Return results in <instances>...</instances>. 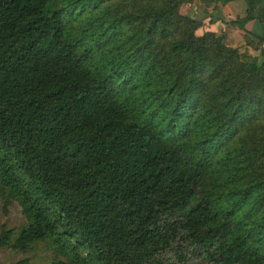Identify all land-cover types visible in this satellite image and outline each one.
<instances>
[{"label": "trees", "instance_id": "16d2710c", "mask_svg": "<svg viewBox=\"0 0 264 264\" xmlns=\"http://www.w3.org/2000/svg\"><path fill=\"white\" fill-rule=\"evenodd\" d=\"M193 1L0 0V197L26 219L0 248L264 264V60L200 30ZM244 1L231 24H264Z\"/></svg>", "mask_w": 264, "mask_h": 264}, {"label": "crops", "instance_id": "0c3cea01", "mask_svg": "<svg viewBox=\"0 0 264 264\" xmlns=\"http://www.w3.org/2000/svg\"><path fill=\"white\" fill-rule=\"evenodd\" d=\"M187 7V14L201 23L199 29L222 34L226 45L239 48L241 52L247 50L256 59L264 60V40L260 42L264 33L263 22L255 19L242 25L231 24L245 17L244 0H232L215 9L204 8L200 2L188 3Z\"/></svg>", "mask_w": 264, "mask_h": 264}, {"label": "rangeland", "instance_id": "374dc122", "mask_svg": "<svg viewBox=\"0 0 264 264\" xmlns=\"http://www.w3.org/2000/svg\"><path fill=\"white\" fill-rule=\"evenodd\" d=\"M199 1H193L194 4ZM182 13L187 14V3L180 7ZM201 30V29H200ZM26 222L21 205L16 200L8 203L0 197V235L3 230L13 232L12 241ZM168 256L175 262L181 264L170 251ZM62 260L68 264H78L71 262L69 256L60 253L50 240L36 243L30 250L20 251L11 245L0 248V264H50ZM185 264V263H184ZM186 264H199L191 261Z\"/></svg>", "mask_w": 264, "mask_h": 264}]
</instances>
